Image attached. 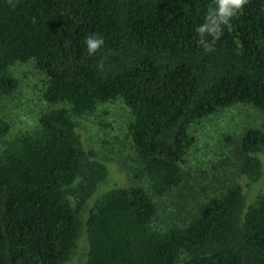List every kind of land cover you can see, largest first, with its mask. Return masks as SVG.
<instances>
[{
    "label": "trees",
    "instance_id": "1",
    "mask_svg": "<svg viewBox=\"0 0 264 264\" xmlns=\"http://www.w3.org/2000/svg\"><path fill=\"white\" fill-rule=\"evenodd\" d=\"M212 6L0 0V103L18 88L10 69L31 62L49 106L33 132L6 141L0 112V264H264L257 129L242 134L237 171L217 193L183 226L152 231L155 199L183 182L190 126L236 105L264 117V0H247L219 39L202 43L196 28ZM93 34L104 44L88 56ZM116 100L131 116L127 136L149 189L112 181L71 120Z\"/></svg>",
    "mask_w": 264,
    "mask_h": 264
},
{
    "label": "rangeland",
    "instance_id": "2",
    "mask_svg": "<svg viewBox=\"0 0 264 264\" xmlns=\"http://www.w3.org/2000/svg\"><path fill=\"white\" fill-rule=\"evenodd\" d=\"M10 72L17 79L18 88L0 103V112L10 125L5 141L33 132L39 114L49 108L41 98L45 78L35 70L33 63L16 64ZM70 117L82 135L86 149L106 165L112 181L125 185L131 182L149 189L147 181L139 173L141 169L127 136L131 116L120 101L103 104L91 114L75 116L70 113ZM250 129L264 133V117L247 105L220 109L190 126L194 146L180 170L183 182L164 197L154 198L157 209L152 223L154 233L183 226L207 197L226 184L228 176L235 175L240 160L239 141L242 134ZM261 158L264 165V152ZM213 175H221V179L215 182V190L206 189L205 182L210 181ZM262 187L264 179L254 189L253 196ZM104 191L105 188L94 197V202Z\"/></svg>",
    "mask_w": 264,
    "mask_h": 264
},
{
    "label": "clouds",
    "instance_id": "3",
    "mask_svg": "<svg viewBox=\"0 0 264 264\" xmlns=\"http://www.w3.org/2000/svg\"><path fill=\"white\" fill-rule=\"evenodd\" d=\"M246 3L247 0H214V6L209 8L205 22L196 28L201 42L203 43V37L206 34L219 39L223 34V29L230 26V21L242 11ZM103 44L102 37L95 34L89 36L86 41L87 55H94Z\"/></svg>",
    "mask_w": 264,
    "mask_h": 264
}]
</instances>
